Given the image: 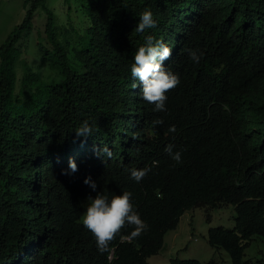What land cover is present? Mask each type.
I'll list each match as a JSON object with an SVG mask.
<instances>
[{"label": "trees", "instance_id": "1", "mask_svg": "<svg viewBox=\"0 0 264 264\" xmlns=\"http://www.w3.org/2000/svg\"><path fill=\"white\" fill-rule=\"evenodd\" d=\"M24 8L0 46V264H150L187 210L222 202L235 206V225L210 228L208 241L232 264H248L246 248L264 236V0H25ZM145 8L157 27L139 33ZM147 35L172 48L163 63L180 78L165 112L131 76ZM190 50L203 53L199 64ZM86 120L93 135L77 137ZM103 145L111 160L96 155ZM145 167L137 183L130 170ZM122 191L133 193L148 229L122 240L134 227L125 225L101 254L82 217L89 197Z\"/></svg>", "mask_w": 264, "mask_h": 264}, {"label": "clouds", "instance_id": "2", "mask_svg": "<svg viewBox=\"0 0 264 264\" xmlns=\"http://www.w3.org/2000/svg\"><path fill=\"white\" fill-rule=\"evenodd\" d=\"M157 20L151 8H145L139 14V23L135 31L144 33L146 29H155ZM172 54V48L163 40L154 39L152 35H147L144 42L137 48L134 62L131 65V76L134 80L143 84L140 93L141 98L154 105L157 112H165L167 93L180 83L178 74L164 66V61ZM190 59L199 64L203 53L198 50H190ZM138 85H134L137 87ZM163 123L162 120L154 121V126ZM93 125L89 121H83L75 130L77 137L87 138L93 135ZM169 132H176L175 126L169 128ZM174 146L169 144L165 151L170 155L176 164L183 163L182 151H174ZM96 155L104 159L113 158L112 149L103 145L96 149ZM71 173L78 171V165L74 159L69 161ZM152 169L145 167L142 169L133 168L130 170L131 178L140 183ZM93 191H96L97 184L91 177L85 179ZM133 193L122 191V194L109 196L98 192L95 198L89 197L90 203L82 217V224L85 229L91 232L95 238L97 250L104 254L110 251V242L121 233L125 225H132L133 230L127 235H121V239H134L139 237L148 229V224L144 221L136 210L133 203Z\"/></svg>", "mask_w": 264, "mask_h": 264}, {"label": "rangeland", "instance_id": "3", "mask_svg": "<svg viewBox=\"0 0 264 264\" xmlns=\"http://www.w3.org/2000/svg\"><path fill=\"white\" fill-rule=\"evenodd\" d=\"M25 0H0V46L6 41L15 27L25 18ZM38 19V18H37ZM36 19V20H37ZM28 46L26 57L33 61L31 55L38 54L32 36L25 40ZM36 61L32 64H35ZM24 68L20 67L21 75ZM236 209L232 204L222 202L216 207L199 206L187 210L175 229L169 230L164 238L161 251L151 256L150 264H171L173 258L199 259L209 262L215 259L221 264H232L230 254L223 248L210 245L208 232L210 228L224 226L232 228L235 225ZM248 264H264V236H255L245 251Z\"/></svg>", "mask_w": 264, "mask_h": 264}]
</instances>
